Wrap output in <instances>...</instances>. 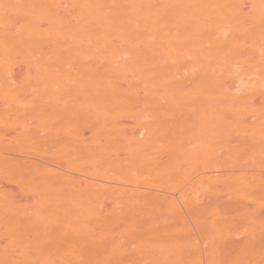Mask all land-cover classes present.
Masks as SVG:
<instances>
[{"label":"bare ground","instance_id":"1","mask_svg":"<svg viewBox=\"0 0 264 264\" xmlns=\"http://www.w3.org/2000/svg\"><path fill=\"white\" fill-rule=\"evenodd\" d=\"M0 264H264V0H0Z\"/></svg>","mask_w":264,"mask_h":264}]
</instances>
